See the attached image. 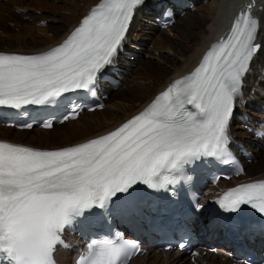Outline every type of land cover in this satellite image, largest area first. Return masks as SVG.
Segmentation results:
<instances>
[{
  "label": "snow or ice",
  "instance_id": "6c2138e0",
  "mask_svg": "<svg viewBox=\"0 0 264 264\" xmlns=\"http://www.w3.org/2000/svg\"><path fill=\"white\" fill-rule=\"evenodd\" d=\"M143 2L99 0L58 46L31 55L0 52V106L47 104L70 91L90 90L113 62ZM251 7L191 73L115 130L54 150L0 141V264H55L61 234L76 217L106 208L137 184L164 188L175 182L171 174L191 161L231 156L236 97L261 48ZM218 203L230 212L250 205L264 215V180L229 189ZM138 251L135 241L94 240L76 264H127Z\"/></svg>",
  "mask_w": 264,
  "mask_h": 264
},
{
  "label": "bare ground",
  "instance_id": "6f19581e",
  "mask_svg": "<svg viewBox=\"0 0 264 264\" xmlns=\"http://www.w3.org/2000/svg\"><path fill=\"white\" fill-rule=\"evenodd\" d=\"M161 1L171 2L144 0L135 9L125 39L113 62L106 65L109 70L118 69L122 72L123 82L128 86L116 91L110 90L101 116H95L92 121L85 119L80 122L76 127L80 128L78 130L72 127L63 130L62 127L72 120L51 129L32 127L30 130H12L0 125V139L33 148L55 149L83 143L115 130L130 116L142 111L170 83L191 73L199 65L206 50L228 26L235 6L248 0H206L209 3L205 6L192 8H197L194 14L185 8L183 17L178 16L176 23L166 30L157 28L152 21L155 6ZM195 1L188 0L190 5ZM98 3L99 0H0V22L10 20L18 26L12 34H0V52L31 55L47 51L59 45L80 23L82 16ZM255 7V19L259 22L255 43L260 44L261 48L243 78L241 94L236 97L235 110L229 123L230 138L248 145L255 157V164L250 165L253 161L246 163L244 174L239 176L243 181L264 178V153L252 144V139L246 135L242 124L246 118L244 112L264 118V0H255ZM15 9L24 13H15ZM25 17L27 20H24ZM43 22L48 24L44 28L37 27ZM32 27L37 29V39L33 38L34 33L29 30ZM144 41L146 44L142 43ZM140 56L149 57L156 64L145 63L139 66ZM134 62H137L136 68L139 66L136 71L132 66ZM132 85L134 88L128 90ZM119 95L123 98L116 99ZM107 114L113 116V119H108ZM79 117L80 115L76 119ZM56 127L61 129L52 131ZM32 130L36 132L31 133ZM236 182L238 181H220L214 187L206 188L204 193L217 195ZM217 251L221 252V249L217 248ZM55 257L60 264H67L68 260H73L74 254L59 249ZM231 261L222 258L221 253L215 255L203 250L191 260L182 252L148 249L147 254L130 260L128 264H230Z\"/></svg>",
  "mask_w": 264,
  "mask_h": 264
},
{
  "label": "rangeland",
  "instance_id": "374dc122",
  "mask_svg": "<svg viewBox=\"0 0 264 264\" xmlns=\"http://www.w3.org/2000/svg\"><path fill=\"white\" fill-rule=\"evenodd\" d=\"M196 3H194V4H192V6L194 7H197V8H201L202 6H205L206 4H208L209 3V1H206V0H196L195 1ZM205 2V3H204ZM208 2V3H207ZM211 2V1H210ZM192 7V8H193ZM190 9L189 11L190 12H197V8H196V10L194 9ZM14 12L15 13H24L22 10H17V9H15L14 10ZM193 13V14H194ZM184 15V14H183ZM180 17H183V16H180ZM24 20H27L26 19V17L24 18ZM29 21H30V19H28ZM147 22L148 23H150V20H147ZM48 24V22H43V23H41V24H38V26L37 27H40V28H44L46 25ZM16 27V28H15ZM175 27V26H174ZM18 28V26H15L14 24H13V22H11L10 20H7V21H4V22H0V34H12L13 32H15L16 31V29ZM29 30L31 31V32H33L34 33V35H35V37L33 36V38L34 39H37L36 37H37V35H38V33L36 32L37 31V29L36 28H34V27H32V28H29ZM170 33H172V32H170ZM171 36H172V34H170ZM143 44H146V41H144V42H142ZM141 47H140V49L142 48V45H140ZM139 46H136V48H138ZM138 62H140V64H139V66L141 65V64H145V63H148V64H152V63H154V64H156L155 63V61H153V59H150L149 57H145V56H140L139 57V59H138ZM137 62H134V63H132V66L133 67H135V71H136V69L137 68H139V66L136 68V66H137V64H136ZM125 86H128V84L127 83H125V84H123L122 85V87H125ZM132 88H134V85H132V86H130L129 87V89L128 90H130V89H132ZM127 90V91H128ZM116 91V90H115ZM126 91V92H127ZM129 95H130V93L129 94H127V96L129 97ZM123 97H121L120 95L118 96V97H116V99H122ZM103 109V108H102ZM102 109L101 110H95V112H89V113H87V114H82V115H80V117L78 118V119H76V120H72V122H70V123H67L66 125H64L62 128H63V130H65V129H69L70 127H72V128H74V129H77L76 127L80 124V122H82V121H84L85 119L86 120H90V121H92L93 120V118H95V116H101V112H102ZM107 116V118L108 119H113V116H110V114H107L106 115ZM236 121L235 122H237V119H235ZM10 129H12V130H16V129H14V128H10ZM59 129H61V128H58V127H56V128H54V129H52V131H57V130H59ZM78 129H80V128H78ZM77 129V130H78ZM34 132H36L35 130H32L31 131V133H34ZM264 153V152H263ZM255 164V161L253 160V163H251L250 165L252 166V165H254ZM213 254H215L214 252H213ZM71 263V260H68L67 261V264L68 263ZM205 264V263H204ZM225 264H228V262H226Z\"/></svg>",
  "mask_w": 264,
  "mask_h": 264
}]
</instances>
